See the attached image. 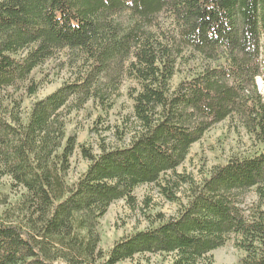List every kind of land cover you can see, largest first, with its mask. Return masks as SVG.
<instances>
[{
  "label": "trees",
  "instance_id": "trees-1",
  "mask_svg": "<svg viewBox=\"0 0 264 264\" xmlns=\"http://www.w3.org/2000/svg\"><path fill=\"white\" fill-rule=\"evenodd\" d=\"M59 60L69 79L28 111L27 99ZM182 78L173 86L172 81ZM264 0H0V264H118L136 255L213 264L231 237L237 264H264ZM132 103L129 143L79 146L69 118L107 114L123 83ZM223 121L253 141L200 182L177 173L190 147ZM123 142V133H120ZM79 147L86 171L69 184ZM155 185L175 217L99 249L109 206L134 207ZM186 187V202L177 193ZM250 192L256 201L240 207ZM149 201L145 203L147 207Z\"/></svg>",
  "mask_w": 264,
  "mask_h": 264
},
{
  "label": "rangeland",
  "instance_id": "rangeland-1",
  "mask_svg": "<svg viewBox=\"0 0 264 264\" xmlns=\"http://www.w3.org/2000/svg\"><path fill=\"white\" fill-rule=\"evenodd\" d=\"M58 61L48 62L40 69V76L47 74L38 93L24 103L28 111L30 104L35 100H41L55 92L65 81L69 79L68 70H60ZM182 77L177 75L172 85L175 86ZM134 86L131 81L126 80L121 88V95L116 100L114 107L101 116L98 121V113L84 118L83 112L76 113L69 118L68 131L76 134L77 143L93 153L98 154L101 144L107 148H116L127 145L130 135L128 130L133 128L131 120L125 123L126 117L132 115V103L127 97V88ZM259 91L264 95V84L260 78L257 79ZM120 133H123V142H120ZM253 149V141L236 121H223L215 124L205 132L201 140L194 143L184 163L177 169V173L189 175L195 182L207 175L214 166L225 163L230 157L238 154L248 153ZM88 167V162L83 159L79 147L74 151L70 159V170L68 173L69 184L77 181ZM1 189L7 193L10 200L19 195V190L10 188V180L4 178L0 181ZM186 187L179 189V196L183 203L186 202ZM136 204L129 207L124 201L112 203L105 215L99 221L100 243L99 249L106 252L115 241L134 231H142L149 227L148 217L155 219L157 214L165 220L175 217L178 206L175 203L165 201L159 194L155 185H143L134 191ZM149 201L146 207L145 203ZM256 201L253 192L248 193L241 201L240 207L247 214V209ZM1 210V209H0ZM213 264H237V260L243 256V252L235 246V238L225 243L224 246L212 251ZM171 261L167 255L141 254L130 260L118 264H168Z\"/></svg>",
  "mask_w": 264,
  "mask_h": 264
}]
</instances>
